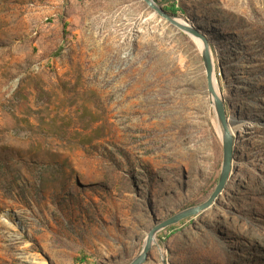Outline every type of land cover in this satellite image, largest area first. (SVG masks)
I'll return each mask as SVG.
<instances>
[{
    "label": "rangeland",
    "instance_id": "rangeland-1",
    "mask_svg": "<svg viewBox=\"0 0 264 264\" xmlns=\"http://www.w3.org/2000/svg\"><path fill=\"white\" fill-rule=\"evenodd\" d=\"M156 1L241 127L144 264H264V0ZM222 162L201 50L142 0H0V264H129Z\"/></svg>",
    "mask_w": 264,
    "mask_h": 264
},
{
    "label": "water",
    "instance_id": "water-1",
    "mask_svg": "<svg viewBox=\"0 0 264 264\" xmlns=\"http://www.w3.org/2000/svg\"><path fill=\"white\" fill-rule=\"evenodd\" d=\"M153 12L154 15L160 16L174 28L203 40V49L201 50L207 79V88L210 102L213 105L219 124V132L223 143V162L218 179V183L210 196L202 203L188 207L163 221L158 222L147 233L141 253L135 257L129 264H144L147 262L153 246L157 243V234L169 226L175 225L180 221L211 208L217 203V200L223 193L231 173L233 171V161L235 153V137L230 129V118L227 114L225 101L217 85L215 64L211 52L210 40L200 28L193 23L180 20L175 14L170 13L164 7L160 6L156 0H142Z\"/></svg>",
    "mask_w": 264,
    "mask_h": 264
},
{
    "label": "bare ground",
    "instance_id": "bare-ground-1",
    "mask_svg": "<svg viewBox=\"0 0 264 264\" xmlns=\"http://www.w3.org/2000/svg\"><path fill=\"white\" fill-rule=\"evenodd\" d=\"M180 20H184V21H187L186 19L184 18H180ZM189 22V21H187ZM207 36V34H206ZM208 37V36H207ZM191 38L196 42L197 46L199 47L200 50L203 49V40L200 39V38H197V37H192ZM209 39V38H208ZM213 57V56H212ZM213 61H214V58H213ZM216 67V66H215ZM217 69V68H216ZM217 80V78H216ZM217 85H218V82H217ZM219 88V87H218ZM249 125H256L255 122L251 121L248 123ZM241 127V123H239L235 118H231L230 119V129H231V132L234 136L238 137L239 135V128ZM3 217V218H2ZM0 218H2L3 221H6L7 223H11L8 219H7V215L6 214H3V215H0Z\"/></svg>",
    "mask_w": 264,
    "mask_h": 264
},
{
    "label": "trees",
    "instance_id": "trees-1",
    "mask_svg": "<svg viewBox=\"0 0 264 264\" xmlns=\"http://www.w3.org/2000/svg\"><path fill=\"white\" fill-rule=\"evenodd\" d=\"M165 9L173 12L174 14H177L178 12V7L176 6V4H173L170 8L165 7Z\"/></svg>",
    "mask_w": 264,
    "mask_h": 264
}]
</instances>
